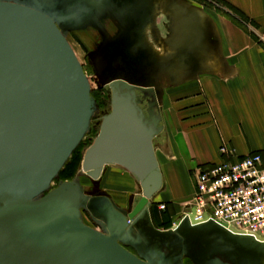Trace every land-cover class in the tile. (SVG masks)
Returning a JSON list of instances; mask_svg holds the SVG:
<instances>
[{"label":"water","instance_id":"95a60500","mask_svg":"<svg viewBox=\"0 0 264 264\" xmlns=\"http://www.w3.org/2000/svg\"><path fill=\"white\" fill-rule=\"evenodd\" d=\"M159 1L157 12L165 7L178 28L158 45L164 57L150 49L157 81H107L110 111L78 171L94 187L108 167L128 174L138 191L123 209L105 193L87 196L76 179L52 187L97 112L63 31L89 16L91 0H0V264H264V241L213 220L197 223L194 209L168 230L152 220L164 189L156 156L164 82L183 83L205 68L200 47L220 55L213 27L199 24L186 2Z\"/></svg>","mask_w":264,"mask_h":264},{"label":"crops","instance_id":"0c3cea01","mask_svg":"<svg viewBox=\"0 0 264 264\" xmlns=\"http://www.w3.org/2000/svg\"><path fill=\"white\" fill-rule=\"evenodd\" d=\"M220 1L232 6L257 28L253 33L245 32L225 18L186 3L199 24L209 25L210 29L213 27L220 55L204 50L199 54L208 59L205 68L197 75L183 83L178 79L176 83L164 82L166 86L161 97L163 132L156 149L163 175L162 197L175 174L192 176L193 170L208 169L220 163L223 160L222 147L232 150L238 158L264 153V48L258 43L262 41L264 44V0ZM164 8L156 10L157 15H164L165 26L171 21L178 28V23ZM157 19L155 22L159 25V17ZM206 28L202 29L203 36L210 32ZM158 29L157 43L163 47V42L172 36L164 37L165 31L160 26ZM183 69L178 66L173 72L178 76ZM110 168H106L101 178L103 182L106 176L105 187L102 183L101 187L117 206L126 209L109 193L121 188L118 183H124L120 178L115 181L116 174H107Z\"/></svg>","mask_w":264,"mask_h":264},{"label":"flooded vegetation","instance_id":"af4514ba","mask_svg":"<svg viewBox=\"0 0 264 264\" xmlns=\"http://www.w3.org/2000/svg\"><path fill=\"white\" fill-rule=\"evenodd\" d=\"M159 2V0H91L89 16L82 18L79 24L76 23L74 27L76 31L63 27V31L72 32L71 34L76 37L79 35L77 32L90 35L92 57L90 70L99 78L98 87L106 93L109 101L108 107L97 110L94 120L96 123L110 111L107 81L120 80L137 86L157 81L158 66L153 62L150 49H155L156 46L160 48L158 46L160 44L157 43L159 25L155 22L158 17L156 4ZM168 22L166 27L171 31L172 22ZM210 49L212 48L200 47V50ZM141 107L144 110L145 103ZM159 141L161 140L157 139V143ZM133 197L137 198V195ZM81 213L84 223L93 227L94 224L86 211L82 210ZM127 250L135 255L137 253L133 247H127ZM183 263L191 264L189 260H184Z\"/></svg>","mask_w":264,"mask_h":264},{"label":"rangeland","instance_id":"374dc122","mask_svg":"<svg viewBox=\"0 0 264 264\" xmlns=\"http://www.w3.org/2000/svg\"><path fill=\"white\" fill-rule=\"evenodd\" d=\"M182 1L189 3V4L197 5L200 8L205 9L209 13H212L221 18H225L226 20L231 22L234 26L240 28L241 30L245 32L249 31L253 33L254 30H256L257 28V25L249 22L232 6H229V4H226L220 0H182ZM163 3L164 2H162L161 4ZM162 16L164 15L158 16L159 26L161 27L162 31H165L163 36L169 37L170 34H168V31H166L167 30V27L165 26L166 22H164L165 19H162ZM71 33L72 32L64 31L66 39L68 40L73 52L75 53L77 60L84 68L83 70L91 85V92H92L91 96L96 103L97 110L103 109L104 107L106 108L109 105L107 95L105 92H103L98 87L100 80L97 76H95V73L90 70V63L92 59L91 52H90L91 50V47H90L91 45H90V40H89L90 35H88L89 33L82 34V33L77 32V34H79L77 35L79 39H77V37L73 36V34ZM258 43L260 47L264 48L263 46L264 44L262 45L263 43L262 41L261 42L259 41ZM156 49H158L157 46L155 50ZM158 53H159V56L164 57V53L162 51H159ZM165 83L168 84V81ZM165 92L168 94L167 89H165ZM185 98H183L184 101L187 100ZM185 111L186 110H184V112ZM167 116H168V113H167ZM95 119H96V116L92 120L91 131L83 140L84 145L82 146V149L80 150L81 155H78V156H82L81 160L78 161L77 155H75L69 161L68 166L66 167V170L63 176L64 178L63 177L61 178L62 180H66V181H72L76 179L79 182V184L83 187L84 194H86L87 196L92 195L95 192H102L105 194L107 192L106 189L103 188L105 187L104 180L106 176L104 177L103 182L100 181L98 186L94 187L91 181L84 174L78 173L81 167L83 155L86 149L92 144L93 140L95 139L99 131V126L95 124L96 123L94 121ZM78 163H79V166L77 169ZM195 171L196 170H193L192 176L191 175L190 176H187V175L179 176V174L178 175L175 174L176 175L175 178L173 177L171 179L169 178L171 183L169 182L168 184V191L166 190V192H163V197L161 196V194H158L155 197L154 203L152 204L151 214L153 211L152 218L153 220L156 221L160 229L162 230L170 229L174 225L175 220L183 217L185 214L189 212V207L193 202L195 191H196L195 182L193 181V177L195 176ZM108 173L116 174V176L114 175L113 176L117 180L120 178L124 181L126 187L124 184L118 183L119 185H124V186L123 187L121 186V188L110 191L109 193L113 195L115 200L121 206L127 207L126 209H128L129 207L128 204H129L130 199L138 191L135 183L133 182L132 178L128 174H126L123 171H120L117 168L111 167L110 169H108L107 174ZM58 181L60 180L56 179L53 182V186H52L53 188H55L58 185ZM101 183L103 187H101ZM161 207H164V209L162 210ZM87 220H88L87 222H89V224L91 225L90 220L88 218ZM93 228H97V227L93 225Z\"/></svg>","mask_w":264,"mask_h":264},{"label":"built area","instance_id":"2783aa9c","mask_svg":"<svg viewBox=\"0 0 264 264\" xmlns=\"http://www.w3.org/2000/svg\"><path fill=\"white\" fill-rule=\"evenodd\" d=\"M220 154V163L195 171L196 191L185 216L194 209L197 223L213 220L264 241V153L238 158L222 147Z\"/></svg>","mask_w":264,"mask_h":264},{"label":"trees","instance_id":"16d2710c","mask_svg":"<svg viewBox=\"0 0 264 264\" xmlns=\"http://www.w3.org/2000/svg\"><path fill=\"white\" fill-rule=\"evenodd\" d=\"M239 14V13H238ZM92 129V128H91ZM91 131V130H90ZM158 140H160V139H158ZM84 144H83V141L81 142V144L79 145V147L75 150V152L72 154V156H71V158L69 159V161L75 156V155H77V160L78 161H80L81 160V157L82 156H78V155H81L80 154V150L82 149V146H83ZM80 158V159H79ZM69 161H68V163H69ZM68 163L65 165V167L63 168V170L60 172V174H59V176H58V180H60V181H58V182H62V181H66V180H62L61 178L64 176V172H65V170H66V167L68 166ZM78 166H79V163H78V165H77V169H78ZM64 178V177H63ZM152 214H153V211H152ZM155 221V220H154ZM155 224H156V226L159 228V226L157 225V223H156V221H155Z\"/></svg>","mask_w":264,"mask_h":264},{"label":"bare ground","instance_id":"6f19581e","mask_svg":"<svg viewBox=\"0 0 264 264\" xmlns=\"http://www.w3.org/2000/svg\"><path fill=\"white\" fill-rule=\"evenodd\" d=\"M75 54V53H74ZM77 58V57H76ZM110 180V179H109ZM114 181V180H113ZM115 181H118V180H115ZM121 182V181H120ZM123 182V181H122ZM110 183V182H109ZM124 185H125V183H123ZM119 185V184H118ZM120 186V185H119ZM121 186H123V185H121ZM125 187H126V185H125Z\"/></svg>","mask_w":264,"mask_h":264}]
</instances>
